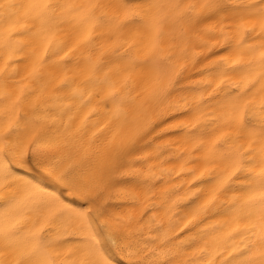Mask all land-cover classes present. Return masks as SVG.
<instances>
[{
    "label": "snow or ice",
    "instance_id": "6c2138e0",
    "mask_svg": "<svg viewBox=\"0 0 264 264\" xmlns=\"http://www.w3.org/2000/svg\"><path fill=\"white\" fill-rule=\"evenodd\" d=\"M0 264H264V0H0Z\"/></svg>",
    "mask_w": 264,
    "mask_h": 264
}]
</instances>
